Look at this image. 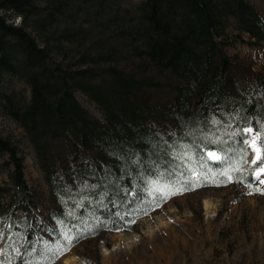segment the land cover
<instances>
[{
  "label": "trees",
  "instance_id": "16d2710c",
  "mask_svg": "<svg viewBox=\"0 0 264 264\" xmlns=\"http://www.w3.org/2000/svg\"><path fill=\"white\" fill-rule=\"evenodd\" d=\"M231 20L236 37L264 42L248 0H0V116L23 130L49 188L43 203L0 133L2 264H54L66 251L49 248L124 230L177 189L256 183L244 130L260 147L264 74L223 59Z\"/></svg>",
  "mask_w": 264,
  "mask_h": 264
},
{
  "label": "rangeland",
  "instance_id": "374dc122",
  "mask_svg": "<svg viewBox=\"0 0 264 264\" xmlns=\"http://www.w3.org/2000/svg\"><path fill=\"white\" fill-rule=\"evenodd\" d=\"M138 1L124 0L126 5ZM248 1L264 20V0ZM8 21L20 24L21 18L16 15ZM236 34L231 20L223 59L264 74V42ZM232 75L250 83L244 73L234 71ZM75 95L93 116L104 120L99 107L85 94L77 91ZM0 133L10 135L18 143L28 184L37 187L42 202L47 203L49 188L23 130L0 116ZM258 137L254 130L248 133L247 168L256 156L250 142L255 138L259 147ZM209 152L221 156L216 150H208L207 156ZM255 178L252 185L234 180L172 196L151 214L131 220L128 228L103 232L69 248L54 264H67V258H73L74 264H264V184L259 182L264 179V172ZM0 181H8L1 168ZM5 241L0 228V264Z\"/></svg>",
  "mask_w": 264,
  "mask_h": 264
},
{
  "label": "snow or ice",
  "instance_id": "6c2138e0",
  "mask_svg": "<svg viewBox=\"0 0 264 264\" xmlns=\"http://www.w3.org/2000/svg\"><path fill=\"white\" fill-rule=\"evenodd\" d=\"M246 133H252V129H245L244 130ZM250 146L252 147L253 151L256 153L255 159L252 161V164H257V161H261V166H259L258 170L255 171V176L259 179L260 175L262 172H264V160H262L261 157V149L264 148V139L261 140L260 142V147H257V141L255 138H253L250 142ZM208 156L210 158H212L213 160H221V157L219 155H217L215 152H209ZM226 159V158H225ZM195 175V173H194ZM231 180V177L229 176V181ZM259 182L261 184H264V179L259 180ZM158 191H163V189H157ZM259 190V189H258ZM181 191V189H177L175 194H179V192ZM68 240V244L70 245L72 242V237L71 236H67L66 237ZM53 256H57L60 254H63V252L68 251L69 248L67 246H65L63 249H53V248H49L48 249Z\"/></svg>",
  "mask_w": 264,
  "mask_h": 264
},
{
  "label": "bare ground",
  "instance_id": "6f19581e",
  "mask_svg": "<svg viewBox=\"0 0 264 264\" xmlns=\"http://www.w3.org/2000/svg\"><path fill=\"white\" fill-rule=\"evenodd\" d=\"M209 206H210V205L207 203V208H209ZM66 263H67V264H74V259H73V258H72V259L67 258V259H66Z\"/></svg>",
  "mask_w": 264,
  "mask_h": 264
}]
</instances>
